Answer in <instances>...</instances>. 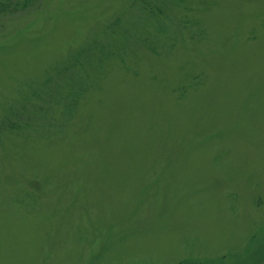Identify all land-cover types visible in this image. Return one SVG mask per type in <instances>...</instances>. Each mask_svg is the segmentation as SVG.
<instances>
[{
    "label": "rangeland",
    "instance_id": "rangeland-1",
    "mask_svg": "<svg viewBox=\"0 0 264 264\" xmlns=\"http://www.w3.org/2000/svg\"><path fill=\"white\" fill-rule=\"evenodd\" d=\"M0 264H264V0L0 14Z\"/></svg>",
    "mask_w": 264,
    "mask_h": 264
},
{
    "label": "trees",
    "instance_id": "trees-1",
    "mask_svg": "<svg viewBox=\"0 0 264 264\" xmlns=\"http://www.w3.org/2000/svg\"><path fill=\"white\" fill-rule=\"evenodd\" d=\"M28 3L29 0H0V14L14 12L20 8H24Z\"/></svg>",
    "mask_w": 264,
    "mask_h": 264
}]
</instances>
